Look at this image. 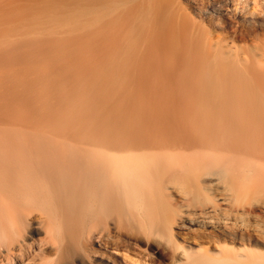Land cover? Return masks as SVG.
Wrapping results in <instances>:
<instances>
[{
  "label": "bare ground",
  "instance_id": "obj_1",
  "mask_svg": "<svg viewBox=\"0 0 264 264\" xmlns=\"http://www.w3.org/2000/svg\"><path fill=\"white\" fill-rule=\"evenodd\" d=\"M113 252L264 264V0H0V264Z\"/></svg>",
  "mask_w": 264,
  "mask_h": 264
},
{
  "label": "rangeland",
  "instance_id": "obj_2",
  "mask_svg": "<svg viewBox=\"0 0 264 264\" xmlns=\"http://www.w3.org/2000/svg\"><path fill=\"white\" fill-rule=\"evenodd\" d=\"M241 44L245 45L246 47H250L251 46L250 42L241 43ZM113 254L115 256H117L118 259L120 261H122L124 264H139V261L141 262V260H143L141 256L140 257L139 256L137 257V256H135L133 254L126 255L125 253H122V252L121 253L120 252H113ZM155 257H157V254L156 253L154 255H152V258H155ZM135 261H138V262H135Z\"/></svg>",
  "mask_w": 264,
  "mask_h": 264
}]
</instances>
